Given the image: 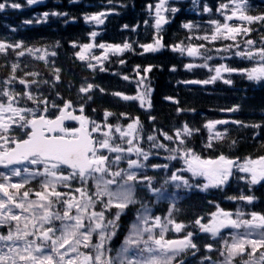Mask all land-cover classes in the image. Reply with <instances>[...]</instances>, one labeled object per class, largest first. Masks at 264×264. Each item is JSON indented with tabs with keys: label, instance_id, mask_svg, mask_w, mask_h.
<instances>
[{
	"label": "trees",
	"instance_id": "trees-1",
	"mask_svg": "<svg viewBox=\"0 0 264 264\" xmlns=\"http://www.w3.org/2000/svg\"><path fill=\"white\" fill-rule=\"evenodd\" d=\"M206 1L214 9L229 0ZM0 2L8 5L0 10V42L22 44L21 48L0 52V81L7 79L22 88L24 83L20 81L24 80L32 95L40 96L43 101H51L55 106L71 101V107L77 114L92 121H103L105 112L112 113L106 121L112 126L124 125L138 118L142 136L152 134L157 139L164 137L162 133H167L175 137V131L187 124L193 134L183 137V146L191 148L202 158L215 159L221 154L230 159L264 156V82L253 85L239 72H227L224 80H216L206 87L191 83L194 79L208 78L211 71L199 66L186 68L185 65L194 60L185 58L172 48L173 45L187 48L203 44L205 47L199 49L201 61H207L206 57L211 56L212 59L208 60L211 69L219 64L236 69L245 66L243 59L231 57L228 51L223 50L230 45V39H201L205 35L199 34L215 27L210 23L218 19L214 10L201 16L200 25L194 24L186 29L185 22L193 19L194 15L182 8L161 29H157L146 12L152 0H47L44 4L35 5L25 0ZM13 3L20 7H11ZM101 12H107L103 23L89 20L88 25L84 22L85 15L91 17ZM45 13L48 14L46 17ZM246 14H264V0H247ZM242 24L253 31L237 38L247 37L260 45L261 37H264V23ZM92 32L97 33L94 38ZM157 38L164 47L156 52H144L141 45L154 43ZM88 43L121 46L129 43L132 47L120 53H111L106 48L96 46L86 51V59L81 61L76 53L81 51L80 46ZM37 48L47 49L48 53L31 55L27 51ZM21 51L24 52L23 56L18 55ZM42 56L45 58L39 59ZM92 57H99L100 62ZM121 60L124 62L121 63ZM88 62L96 64V67H87ZM13 66H16L15 69ZM148 66H152V70L145 73L143 69ZM124 76L129 79H123ZM142 77L147 79L151 87L148 98L151 106L148 109L140 107L136 101L124 100L115 95L134 94L136 87L133 80ZM226 80H231V83H226ZM88 84H92L93 88L88 93L81 92L80 89ZM233 107L236 110L227 116L231 122L218 128L221 138L212 136L211 129L206 127L208 122L221 121L226 117L224 114L227 110ZM141 139L138 146L145 149L148 138ZM209 143L211 147H207ZM158 175V172L152 174L153 177ZM232 189L208 192L189 190L171 207L165 202L154 203L152 196L143 199L141 204L152 207L160 214L169 210L172 220L196 232L193 227L196 219L212 213L216 203L223 209L230 207L229 201L223 198L238 196L235 195L238 187ZM136 191L140 198V190ZM252 191L258 203L251 204L249 208H259L264 214V200L261 207L263 196L258 190ZM133 208L135 211H132ZM136 209V204L129 205L127 213L121 218H131Z\"/></svg>",
	"mask_w": 264,
	"mask_h": 264
},
{
	"label": "snow or ice",
	"instance_id": "snow-or-ice-1",
	"mask_svg": "<svg viewBox=\"0 0 264 264\" xmlns=\"http://www.w3.org/2000/svg\"><path fill=\"white\" fill-rule=\"evenodd\" d=\"M37 0H27L28 4H34ZM165 0H159L155 5L156 9V22L157 29L165 23L164 16L161 15L164 9ZM229 4L231 7V14L224 16V23L217 20H212L210 23L215 26L211 36L205 35L201 39L216 41L220 39L237 40L238 35H247L253 31L250 27L233 26L228 23L234 18L241 22H247L251 25L254 22L264 23V14L261 15H248L246 14L247 0H229V3L221 4L220 10L228 9ZM5 2H0V10L6 8ZM13 8H19V4H11ZM208 11L209 9H205ZM176 11V9H172ZM55 14V13H54ZM45 17L48 15L44 14ZM107 13L101 12L86 19L95 21L97 24L103 23V17ZM127 27V25H125ZM185 28H191V24H185ZM96 32H92L91 36L94 38ZM256 41L248 39L244 41V50L240 49V44L227 45L223 50L228 51L230 48L235 47L238 49L233 55L239 56L250 62L253 66L248 68H231L228 66H219L215 68V75L210 80L205 81H191V83H210L216 79L221 78L222 72H239L251 81H264V37H261L260 47H255ZM76 46L75 44L73 45ZM98 46L101 49H107L111 53H120L125 50L131 49V44L124 43L121 45H93L91 43L83 44L81 51L76 53V56L84 61L86 59L84 53L93 47ZM21 43L15 45L0 42V52H5L9 48H21ZM144 52H156L164 47L161 40L157 38L154 43L141 45ZM203 44L199 46H192L185 48L182 45H173L174 51L181 53L187 52L188 56L201 55L199 49L204 48ZM31 52L32 49H27ZM217 51H220L219 49ZM18 55L23 56L24 52L21 51ZM54 55V53H53ZM45 57H39L44 59ZM107 59V56L104 57ZM93 60L100 62L99 57H92ZM206 59H212L211 56ZM124 61L121 60V63ZM197 65L188 64L186 68H193ZM199 67H208L207 64L198 65ZM16 66H13L15 69ZM87 67L95 68L96 64L91 62L87 63ZM139 69V66H137ZM103 70V69H101ZM152 66L143 69L145 73L150 72ZM139 74V73H137ZM59 77H57L58 79ZM123 79L128 80V76ZM143 77L138 83H143ZM226 83H231V80H226ZM11 81H7L10 84ZM20 83H25L21 80ZM93 88L92 84L80 89L83 93H88ZM103 91V89H101ZM121 96L124 100L139 101L143 107L146 102L147 92L137 95H124L122 93H115ZM0 96L7 98V104L0 102V165L8 168L11 165L21 164L27 162L29 165L43 167V172L39 170L30 172L28 167H24L23 171L29 175L44 176L45 180L42 183L43 191H38L35 196L36 200H29L30 193L25 191L19 195V190L24 187L23 183H11V177H19L21 169L11 168V175H6L0 172V178L4 182H0V224H9L15 222V230L9 229L7 235H0V264H77V256L82 255L83 259L79 264H180L177 258L190 248H195L196 245L192 242L193 233H187L182 239L167 240L164 233L168 231V226L173 225L176 232H180L184 225L176 223L171 218L166 222H162L161 217H150L149 209L143 208V211L137 216V222L132 225L129 235L125 238L123 245L116 252V256H108L104 258L106 249L104 247L107 241H110L115 235L116 220L119 219L121 212L129 205L135 204L134 199L135 186L137 183H150L149 178L144 177L138 179L137 171L145 167L140 160H128V169L116 172L110 171L109 157L100 154V149H107L113 153H128L135 152L138 157H142L147 161L150 153L143 151L140 147L129 146L124 149L120 146H113L110 141L112 136L109 132H104V139H94L93 132L101 130L100 125L93 123L89 130L86 125L89 123L87 118L83 115H74L71 111V101L65 102L63 109H60V114L55 119H48L44 115H39L33 109H21L14 107L16 102L15 97L10 94L7 87L0 91ZM29 100L35 101L36 98L30 93L27 94ZM91 97H89L90 99ZM171 99V98H168ZM44 105L43 111L47 112L46 101H40ZM149 107L150 102H149ZM236 109H229L235 111ZM83 112V107L80 109ZM22 112H31L33 118L25 119ZM112 113L105 112V116H110ZM125 115V114H122ZM19 117V120L16 119ZM66 120L79 121V128L68 129L63 126ZM23 123H20V122ZM228 121H209L206 127L212 129L216 124H224ZM235 123H241L235 121ZM19 125L20 128L26 129V139H16L8 135L14 125ZM139 124L138 118L127 125V132H122L120 127L115 130L121 133V137L131 136L137 130ZM111 125H108L111 130ZM195 131H198L195 130ZM193 130L187 124L182 129L175 131V137L162 133L165 140L174 141L178 140V146L171 149L173 153L178 155L182 154L181 158L187 166L186 171L191 172L193 176L204 177L206 183L202 187L208 189L210 187H218L223 185L228 178L232 175V170L237 167L240 172L250 174V182L256 184L264 180V156L256 159L247 158L243 164H237L234 160L221 154L215 159L202 158L196 154L191 148L183 147L185 140L183 137L191 136ZM216 138H221L220 133H216ZM156 137L149 136L148 140L154 141ZM128 145H132L131 139L127 140ZM98 145V147H97ZM211 143L207 147H211ZM154 148H164V144H153ZM176 159V155L169 157ZM122 159L121 155H116L113 163L119 162ZM238 159V158H237ZM157 167V166H153ZM163 167H167L164 165ZM64 170H69L67 175L63 174ZM180 171V170H177ZM111 175L112 179H104L105 175ZM117 177H123L120 182ZM75 178H79L82 184H86L89 179L96 181V192L94 200L92 196L88 195L83 188L75 189L79 193L81 199H76L72 195H67L56 190L57 184H63L65 187H70L69 182ZM244 177H242L243 179ZM171 181H182L185 187H191L188 180L183 176L177 175L176 172L172 173ZM25 183L27 181L25 180ZM115 185V189L111 186ZM179 186V185H178ZM14 189L15 191H10ZM71 191V189H70ZM159 193V189L153 190ZM101 198H106L107 203ZM251 203L254 199L252 196L239 197ZM97 203L104 204V210L112 207L119 209L116 217L113 220L105 222L104 210L99 212L95 211ZM18 209L19 212L14 210ZM53 209H56L53 211ZM59 209H63L61 212ZM75 209V214H73ZM89 209H93L89 211ZM212 219L207 223H202L203 217L196 219L195 224L199 229L206 233H211L213 236L220 234L221 229H243L242 232L233 234V242L227 245V256L223 264H231V261L237 255L246 253V245L250 246L251 251L247 254L251 257L261 248H264V214L251 212L248 215L250 219H243L244 213L237 211L236 218L233 219V213L219 209L217 212L210 214ZM24 220L25 223L21 227L20 222ZM60 221L59 227H55L54 222ZM29 223H31L33 231L28 230ZM159 228L160 234L157 238L154 236V230ZM99 236V242L91 244L93 234ZM83 245L84 248H94L95 255H83L79 253V247ZM211 249L212 245H206ZM6 249V251L4 250ZM221 255H225L223 252ZM244 264H264V252L260 253L259 261L250 260L244 261Z\"/></svg>",
	"mask_w": 264,
	"mask_h": 264
},
{
	"label": "rangeland",
	"instance_id": "rangeland-1",
	"mask_svg": "<svg viewBox=\"0 0 264 264\" xmlns=\"http://www.w3.org/2000/svg\"><path fill=\"white\" fill-rule=\"evenodd\" d=\"M25 1L27 2V0H25ZM37 1H39V0H37ZM41 1L43 2L44 0H41ZM175 1H179V0H165V4H164V9H165L164 18H165V20H168L169 17H170V14H168L167 12L170 11L171 9H175ZM188 1H191V3L194 4L197 0H188ZM157 3H159V0H158V1H155V5H156ZM231 7H232L231 4H229V8H228V9L220 10V7H219L218 10H217V15H218V16H221V18H223V20H224V16H225V15H230V14H231ZM161 15H162V12H161ZM156 19H157V17H156V9L154 8V9H153V22H154V23L156 22ZM229 23H230V22H229ZM230 24H232V23H230ZM232 25H233V26H242L243 24H242V22L240 21V22H238V23H236V24H232ZM214 28H215V27H214ZM214 28H213L212 32L214 31ZM238 36H240V35H238ZM248 39H249V38H247V37H240V38L238 37L237 40H236V41H232L231 44L239 43V44H240V49H239V50L242 51V50H244V41H246V40H248ZM260 46H261V44H260ZM255 47H257V44H255ZM185 48H186V47H185ZM257 48H258V47H257ZM237 50H238V49H236L235 47H233V48H230V49L228 50V53L231 54V55H233V53L236 52ZM47 52H48V51H47L46 49H38V50L31 51V52H28V53L31 54V55H34V54L46 55ZM179 52H180V51H179ZM180 53H181V52H180ZM181 54L184 55V56H186V57H188L186 51L183 52V53H181ZM189 57L192 58V59L194 60V62H192L193 65H197V66H198V65L207 64L208 67H206V68H207L209 71L212 72V76L215 75V71H214V70H215L216 67H214L213 69H211V68L209 67V61H208V60H207V61L205 60L204 62H202V61L199 59V58H200L199 55H198V56H189ZM238 57H239V56H238ZM219 66H222V65L219 64L217 67H219ZM251 66H253V62H251L250 67H251ZM226 73H227V72H222V74H221V78H218V79H224L223 77L225 76ZM212 76H211V77H212ZM210 79H211V78L206 79V80H210ZM202 81H205V80H202ZM196 84L205 85V83H196ZM5 87H7V89L10 90V88H9L7 85H5V79H4V80L0 81V91H3V90L5 89ZM148 88H149L148 81H147L146 78H144V79H143V83H139V85H138V90L136 91L137 94H143V93H145V92L148 93V95H147V97H146V102H145V104H147V102H148V97H149V93H150ZM0 98H4V102H3V103L7 104L8 101L5 102V97H4V96H0ZM0 102H1V101H0ZM43 108H44V105L42 104V109H43ZM47 108H49L48 105H47ZM26 109H33V110H35L36 113H38V112L40 111L39 107H37V106H36V107H31V108H26ZM21 115H23V116L25 117V119H28V120H30V119L33 118V114H32L31 112H22ZM16 119L19 120V117H16ZM87 120H88V119H87ZM88 122H89L88 124L90 125V127H92L93 123L96 124V125H100L101 130L98 131V132H93V133L95 134L96 139H98V140H102V139H104V135H103V133H104V132H109V131H110V135L112 136V140L110 141V143H111L113 146H120V147H122V148H124V149H127L129 146H132V147H139L138 144H137V142L140 141L141 138H135L134 133H132L131 136L121 137V133H120V132H117V131L115 130L117 127H119L118 125H114V126L111 125V126H112V127H111V130H109L108 125H110V124H108L107 122H97V121H89V120H88ZM20 123H23V122L21 121ZM75 128H77V127H75ZM120 129H121L122 132H127V131H128L127 127H121ZM11 130H12L11 134H9V133H8V134H9V136L12 137V138H15V137H16V136L13 135L15 132H19L20 130H25V131H26V129H22V128H20L18 124H17V125H14V126L12 127ZM128 139H131V140L133 141V144H132V145H128V143H127V140H128ZM176 142H177V140H174V141H168V140H167V143L165 144L166 147H164V148H153V150H157V152L161 155V162H163V160H165V164H164V165H169V166L171 165V167H174V166H175L174 164H176V163L179 164L177 167H175V168L171 171V176H172V173H173V172H176L177 175H181V176H183L186 180H188V182H189V184L191 185V187H185V186L183 185V182H182V181H171V176L168 178V177L166 176V174H163V180H161L160 182H161V184L164 183L163 186H165V187H163V188H159V190H160L159 193H156V192H155V194H156L155 196H156L157 201H158V200H159V201H162V199H163V200H168L169 202H171L173 199L177 198L176 195H178L179 192H181V194H182V191L187 190V189H188V190L195 189V190H200V191H206V190L212 188V187H210V188H208V189H204V188H202V187H198V186H202V185L205 184L207 181H206V179H205L204 177L193 176L191 172L186 171V167H187V166L184 164V161H183V159L181 158L182 154L178 155L177 153H173V152L170 151L171 149L176 148V147L178 146V145L176 144ZM119 143H120V144H119ZM154 143H155V144H163V143H160V142H156L155 140L152 142V145H153ZM146 144L148 145V147H147V148L145 147V149H144V148H142V149H143V151L148 152L149 150H151L152 145L149 144V143H147V142H146ZM97 147H98V145H97ZM99 151H100V154L106 155V156H108V157L110 158V159H109V165H110V171H111V172L120 171V170H122V169H123V170H127V169H128V160H129V159H132V160H140V162H141L142 164H144L145 167L140 168V169H135V170L137 171V175L139 176L138 179H143V178H144V176H145V173H144V172L147 171V166H148L149 164H146V161L143 160L142 157H138L137 154H136L135 152L128 153L127 151H125V152H123V153H113V152L108 151L107 149H100ZM164 152H168V153L166 154V153H164ZM116 155H121V156H122V159H121L119 162L113 163L112 161H114V158H115ZM172 155H176L177 158H176V159H170L169 157L172 156ZM150 157H151V155H149V158H150ZM149 158H148V160H149ZM246 159H247V158H246ZM246 159H244V160H240V161H237V164H243L244 161H245ZM252 159H256V158H252ZM148 160H147V161H148ZM34 167L37 168V166H34ZM236 169L239 170L237 167H236ZM177 170H180V171H177ZM39 171H40V172H43V167H42V166H41V168L39 169ZM30 172H35V170H32V171H30ZM3 173H5L6 175H11V171H6V172H3ZM139 173H141V174H139ZM64 175H67V174H64ZM38 177L40 178V186L42 187V183H43L44 180H45V177H44V176L41 175V176H35V177H33V176H31V175H29L28 173H25V172H21V175H20L19 177L12 176L10 182H11V183H23V184H25V180H26L27 182H30V181L34 180L35 178H38ZM242 177H244L243 180H246V181L249 182L251 185H254V184H252V183L250 182V174H248V173H243V174H242ZM242 177H241V178H242ZM122 178H123V177H117L116 179H117L118 182H120V181L122 180ZM104 179H112V176L106 174V175L104 176ZM149 180H150V179H149ZM0 182H4V181H3V178H2V180H0ZM70 182H71V181H70ZM70 182H69V184H70ZM77 182H80V183H81V180H78ZM150 182H151V181H150ZM153 183H154V179H153ZM81 184H82V183H81ZM137 184L145 185V186H147V187L150 186V183H146V184H143V183H137ZM137 184H136V185H137ZM178 185H179V186H178ZM36 186H37V184H36ZM111 187L113 188V190L115 189V185H113V186H111ZM166 187H169V188H166ZM77 188H83V189H85L88 195L92 196L94 200L96 199V197H95V192H96V181L93 180V179H89V180L87 181V183H86V184H82V186H77V185L71 186V185H70V187H65L63 184H57V185H56V190H57L58 192H61V193L67 194V195H72V196H74L76 199L79 200V199H81V196H80L79 193L75 192V189H77ZM70 189H71V191H70ZM167 189H169V191H167ZM170 189H173V191L170 190ZM188 190H187V191H188ZM40 191H43V189L40 190ZM28 192H29V191H28ZM36 192H38V191L34 190V191H31V192H30V194L33 196V199H29V200H36V199H38V198L35 196V193H36ZM150 192H154V191L151 189ZM175 196H176V197H175ZM180 196H182V195H180ZM101 199L104 200V203H105V204L107 203V199H106V198H101ZM239 202H240V204H233V205H232V206H233V211H232L231 213H233V217H232L233 219L236 218L235 213H236L237 211L243 213V212H244L243 210L246 209L245 206L248 204V202L245 201V200H241V201H239ZM16 210H17V209H16ZM55 210H56V209H53V211H55ZM59 210H60L61 212L63 211V209H59ZM92 210H93V209H89V211H92ZM94 210L97 211V212H99V211H101V210H104V204L97 203V204L95 205ZM118 211H120V210L117 209V208H115V207H112V208H110V209H108V210H104V214H105V222H106L107 220H113V219L116 217V213H117ZM142 211H143V209H141V210L139 211V213L134 217V219L131 220V222L129 223V228H128V230H127V233H126L125 237H123V238L121 239L120 244L117 246V248H114L113 245H111V243L108 244V241L105 243L104 247H105L106 249H110V251H106V252H105V254H104V258H105V259L109 256V253H112V255H114V257L116 256V252H117V251L121 248V246L123 245L125 238L129 235V232H130V229L132 228V225H133L134 223L137 222V216H138ZM150 212H151V210L149 209V213H148V214H149L150 217H156V216H159V215H157V214L152 215V214H150ZM215 212H217V210H216ZM73 214H75V209H73ZM210 214H211V213H210ZM210 214L203 216L202 223L207 224V223L212 219V217H211ZM110 215H111V216H110ZM109 216H110V217H109ZM159 217H161V216H159ZM200 218H201V217H200ZM242 218H243V219H246V218H247V219H250V216H249V215H248V216H245V214H244V216H243ZM161 219H162V222H166L168 218H167V217H164V218L161 217ZM24 223H25V221L22 219L21 222H20L21 227H23ZM9 224H10V223H9ZM2 225H4V224H0V227H1ZM59 225H60V221H55L53 226H55V227H59ZM171 227H172V228H171ZM193 227L196 228V229H198V230H200V229H199V226H197L196 224L193 225ZM10 228H11L13 231L15 230V222H12V223H11V227H10ZM28 230H29L30 232L33 231L32 226H31V223H29ZM115 230H116V228H115ZM236 230H237V229H232V228L221 229L220 234L217 235V236L220 237V236L222 235V238H223L224 241L221 242L220 253L217 252V254H218V256H219L218 259L215 260V261H213V260L207 259V257H204V256H205V255H204L202 258L199 259L200 264H223V262H224V260H225V258H226V256H227V245H231V243L233 242L232 237H233V234L237 233ZM188 231H189V230H188ZM242 231H243V229H240V231H238V232H242ZM180 232H182V231H180ZM180 232H176L175 229H174V226H173V225H169V226H168V231L164 233V236H165V238H166V236H167L168 234H170V235H171V233H172V234H174V233H175V234H178V233H180ZM189 232H191V231H189ZM189 232H187V233H189ZM200 232H201V233H206V232H203V231H201V230H200ZM187 233H184L183 237H184ZM191 233H192V232H191ZM153 234H154V236H156V237L158 238V237H159V234H160V230H159V228L155 229ZM206 234H207V236L210 237L211 239H216V238H217V236H213L211 233H206ZM0 235H1V234H0ZM6 235H7V234H6ZM168 236H169V235H168ZM167 238H168V237H167ZM225 240L227 241V245L225 244ZM98 242H99V236H98L97 234L94 233V234L92 235L91 244H96V243H98ZM3 243H5V242L0 241V245H2ZM245 247H246V250H247L246 253H245V254H242V255H237L236 257H234V258L232 259V261H231V264H244V261H250V260L259 261L260 253L263 252V251H261L262 249H259V250L254 254V256H251V257H250V256L247 254V252H250V251H251V248H250V246H248V245H246ZM4 250L6 251V249H4ZM222 252H223L225 255L222 256V255H221ZM79 253H81V254H83V255L94 256V255H95V249H94V248H84L83 245H81V246L79 247ZM243 257H244V258H243ZM82 259H83V256L80 255V256H79V261L82 260Z\"/></svg>",
	"mask_w": 264,
	"mask_h": 264
},
{
	"label": "flooded vegetation",
	"instance_id": "flooded-vegetation-1",
	"mask_svg": "<svg viewBox=\"0 0 264 264\" xmlns=\"http://www.w3.org/2000/svg\"><path fill=\"white\" fill-rule=\"evenodd\" d=\"M154 4H155V0H152V2L149 3L147 6L149 8V6H155ZM205 5H209L206 0H197L194 4H192L191 1H189L188 4H187V6L184 7V9H186V8H190L191 9V8L194 7L198 11L200 10V11L204 12V11H206L205 9H208L209 8V7H206ZM216 8H217V6H216ZM197 10H192L191 9L189 12L190 13H197L198 12ZM146 12L148 13L149 10L147 9ZM162 14L163 15L165 14V9L162 10ZM6 101H7V98L5 97V102ZM13 106L15 107L16 105L14 104ZM43 113H45L44 114L45 116H51V115L54 116V115H57L59 113V111L53 113L52 110H47V112L43 111ZM65 128L72 129L73 127H72V124H69V125H66ZM134 132H135L134 133L135 138H148L147 136H142V134H138L137 131H134ZM16 139H20V138H16ZM147 143H149V144L152 145V141H150L148 139H147ZM148 153H150L151 157L149 158L148 161H146V164H149V165L147 166V171L144 172L145 173V176L144 177H147V178L150 179V181H151L150 182V186L147 187L145 185L138 184L137 187H139L143 191H147L146 193H144L145 196H152L153 197L154 192H150L151 189L154 190V188H153V177H152L153 170H154V167H153L154 166L153 165V151H148ZM165 153H168V152H165ZM232 160H234V159H232ZM161 164H162V169L160 170L161 171V175L160 176L158 175L157 178H156L157 180H160V181L163 180V174H166V176L169 178L171 176V171L175 167H177L179 165V164L176 163V164H174L175 167H171V165L170 166L167 165V167H163L164 164H165V160H163V162ZM24 167H28L30 171H32V170L37 171V170H39L41 168V166H40L39 169H37L34 166H30L28 163L25 162L24 166L20 167L21 172H24L23 171V168ZM68 171L69 170H64L63 171V174H68ZM5 172H6V170H5ZM139 174H141V173H139ZM242 174H243V172H240L239 170L233 168L232 175L228 178V180L224 184H229V183L234 184V183H237V180L244 181L241 178L242 177ZM35 180H36L35 186L37 184L35 190L36 191L42 190L43 188L40 186V178L39 177L38 178H35ZM78 180H80V179L79 178H75V179L71 180L70 185L71 186H74V185L82 186V184L80 182H77ZM244 183L239 184V187L243 186ZM143 184H146V183H143ZM163 185H164V183L162 184V188L165 187ZM166 188H169V187H166ZM10 191H15V190L14 189H10ZM167 191H169V189H167ZM23 192H25L24 187L19 190V195H22ZM162 202L167 203L169 205V207H170V202L168 200H163ZM148 208L151 210V214H153V213L154 214H157V215L161 216L162 218H164V217L170 218L169 210H167L164 214H160L159 211H155L152 207H148ZM14 211L15 212H19L18 209L17 210H14ZM123 211L121 212V214L119 216V219L116 220L117 227H116V230H115V235L112 237V239L110 241H108V244L111 243V245L114 244L115 246L119 245L121 239L127 233V230L129 228V225L127 223L131 222V219H133V218H128V219L123 218L122 219L121 217L123 216ZM134 216H135V214H134ZM181 231L182 232H180L178 234H175V233L174 234L171 233V235L168 234L169 236L167 235L165 239H167V240L182 239L184 233H187V232L185 231L184 228ZM236 231L238 232L240 230H236ZM192 239H193L192 242L196 245V247L195 248H190V249L186 250L184 253H182L179 256V258L181 259V261H183V264H191V262H190L191 259H196L194 256H199L200 255V250L199 249H201L202 247H206V245H209V244L202 245V243H200L194 237ZM222 241H224L223 238H222V235L220 237L217 236L216 239H211V244H210V245H212L211 248H213L216 253L217 252L220 253L221 242ZM208 249L209 248H206V250H208ZM185 254H190L191 257L190 256H188V257H182ZM77 264H79V258H77Z\"/></svg>",
	"mask_w": 264,
	"mask_h": 264
},
{
	"label": "water",
	"instance_id": "water-1",
	"mask_svg": "<svg viewBox=\"0 0 264 264\" xmlns=\"http://www.w3.org/2000/svg\"><path fill=\"white\" fill-rule=\"evenodd\" d=\"M73 113V112H72ZM74 114V113H73ZM55 119V118H54ZM69 121H72V120H66L64 122H69ZM87 127V126H86ZM0 167H4L3 165H0Z\"/></svg>",
	"mask_w": 264,
	"mask_h": 264
}]
</instances>
